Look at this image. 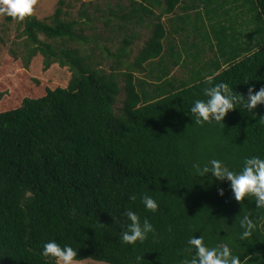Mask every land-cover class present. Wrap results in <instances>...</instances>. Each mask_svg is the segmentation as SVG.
<instances>
[{"label":"trees","instance_id":"16d2710c","mask_svg":"<svg viewBox=\"0 0 264 264\" xmlns=\"http://www.w3.org/2000/svg\"><path fill=\"white\" fill-rule=\"evenodd\" d=\"M105 5L58 0L48 19L3 16L17 25L11 61L30 69L42 60L51 72L21 94L0 82V264H49L50 240L76 249V261L182 264L188 238L202 232L264 264V227L239 242L254 200L235 201L229 183L192 168L216 158L238 170L245 157L264 158V104L255 115L230 111L223 128L201 127L190 112L208 77L245 96L264 87V0ZM142 194L157 200L156 213ZM125 208L158 238L122 244Z\"/></svg>","mask_w":264,"mask_h":264},{"label":"clouds","instance_id":"9594fccd","mask_svg":"<svg viewBox=\"0 0 264 264\" xmlns=\"http://www.w3.org/2000/svg\"><path fill=\"white\" fill-rule=\"evenodd\" d=\"M39 0H0V16L10 17L17 22H23L34 14L35 6ZM248 84L250 81H243ZM208 87L203 89L204 99H197L190 108L194 123L203 127L205 124L223 128L225 117L235 109L242 112L254 113L258 105L264 104V87L258 91L255 87H249L247 96L238 94L225 82L213 84L211 77L205 80ZM259 124L264 125V116L260 117ZM192 168L197 177H208L209 183L213 181L227 182L230 184L231 192L235 201L249 202L254 200L256 215L244 214L239 219V242H249L255 237L258 227H264V158L258 155L245 157L239 164L238 170L230 167L226 161L213 158L201 164L193 162ZM219 195L224 196V189L219 188ZM132 201L137 199L136 195L129 198ZM140 202L145 211L156 213L159 204L153 197L142 194ZM124 223L121 225L123 231L121 242L124 245L136 246L137 242L143 245L150 237L153 240L158 238L154 225L148 218L141 222V216L131 208H125L121 213ZM169 227V231H171ZM205 231L211 232L209 225ZM188 256L182 260V264H251L252 255L237 254L227 243L210 245L205 242V235L197 238L192 235L187 240L185 249ZM42 256L49 264H75L78 251L68 244L63 246L55 240L43 244Z\"/></svg>","mask_w":264,"mask_h":264},{"label":"rangeland","instance_id":"374dc122","mask_svg":"<svg viewBox=\"0 0 264 264\" xmlns=\"http://www.w3.org/2000/svg\"><path fill=\"white\" fill-rule=\"evenodd\" d=\"M96 6L100 9H105L106 3L110 2L115 8L117 0H92ZM58 0H39L35 6L34 16L39 20L48 19L53 13L57 6ZM79 5H77L75 11ZM165 21V19H163ZM17 25L16 24H5L3 16H0V82L5 84V89L11 92L21 94L26 86L33 85L32 79H42L48 75L49 72H43L41 61H35L30 65V69H25L24 65L18 61H11L9 50L12 48L11 42L15 39ZM147 36V35H146ZM146 36H142V40L137 45H141ZM16 40V39H15ZM5 60H10L11 65H4ZM40 62V63H39ZM51 70V69H50ZM17 89V90H16ZM75 264H102L96 263L89 260L75 261Z\"/></svg>","mask_w":264,"mask_h":264}]
</instances>
